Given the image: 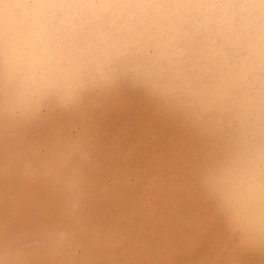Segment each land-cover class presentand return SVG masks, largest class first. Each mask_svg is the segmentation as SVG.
Returning a JSON list of instances; mask_svg holds the SVG:
<instances>
[{
	"label": "clouds",
	"instance_id": "1",
	"mask_svg": "<svg viewBox=\"0 0 264 264\" xmlns=\"http://www.w3.org/2000/svg\"><path fill=\"white\" fill-rule=\"evenodd\" d=\"M253 256L264 0H0V264Z\"/></svg>",
	"mask_w": 264,
	"mask_h": 264
},
{
	"label": "bare ground",
	"instance_id": "2",
	"mask_svg": "<svg viewBox=\"0 0 264 264\" xmlns=\"http://www.w3.org/2000/svg\"><path fill=\"white\" fill-rule=\"evenodd\" d=\"M137 103H139V101H136ZM147 113H145L146 115ZM181 264H183V262L181 261ZM246 264H264V258H261L259 256H253V257H249L246 260Z\"/></svg>",
	"mask_w": 264,
	"mask_h": 264
}]
</instances>
